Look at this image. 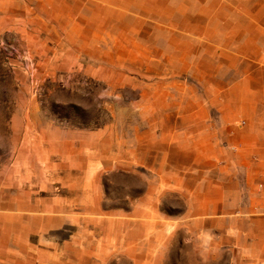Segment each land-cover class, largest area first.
Returning a JSON list of instances; mask_svg holds the SVG:
<instances>
[{
  "label": "rangeland",
  "instance_id": "obj_1",
  "mask_svg": "<svg viewBox=\"0 0 264 264\" xmlns=\"http://www.w3.org/2000/svg\"><path fill=\"white\" fill-rule=\"evenodd\" d=\"M260 166L264 0H0V264H229Z\"/></svg>",
  "mask_w": 264,
  "mask_h": 264
},
{
  "label": "crops",
  "instance_id": "obj_2",
  "mask_svg": "<svg viewBox=\"0 0 264 264\" xmlns=\"http://www.w3.org/2000/svg\"><path fill=\"white\" fill-rule=\"evenodd\" d=\"M250 170V169H249ZM258 171L261 174L262 185L260 188L253 189V179L258 175ZM247 186L250 188V193L246 198L245 208L241 210L242 213H248L254 210V208H258V206L264 208V167L260 166L258 169L254 170V172L248 173L247 176ZM250 183V184H249ZM252 183V184H251ZM233 188L231 183H223V186L220 184V191H218V196L208 199L204 201L216 208V206H236V201L231 200L235 196L233 195H225L222 193L223 191L231 190ZM255 192L259 193L258 196L255 195ZM222 193V194H221ZM221 194V195H220ZM229 198V199H228ZM236 198V196H235ZM207 206V204L205 205ZM214 208V210H215ZM250 208V209H248ZM252 208V209H251ZM228 211H225L227 213ZM218 218H214V222H218L214 232L217 234L214 236L217 240V246L221 249L220 245L228 242V248L224 250H202V254H209L214 256H224L226 261L229 264H264V237L263 241L259 240L257 243L256 240L259 238L254 237V241L250 242V236H256L258 231V227L255 225L258 222V217H252L250 219L238 218L234 214L229 213L226 215H217ZM264 221V218L263 220ZM264 223V222H263ZM263 227V226H262ZM263 229V228H262ZM238 231V236H234L232 232ZM228 238H235L234 241H230ZM256 238V239H255ZM250 242V244H249Z\"/></svg>",
  "mask_w": 264,
  "mask_h": 264
},
{
  "label": "bare ground",
  "instance_id": "obj_3",
  "mask_svg": "<svg viewBox=\"0 0 264 264\" xmlns=\"http://www.w3.org/2000/svg\"><path fill=\"white\" fill-rule=\"evenodd\" d=\"M164 9V8H163Z\"/></svg>",
  "mask_w": 264,
  "mask_h": 264
}]
</instances>
